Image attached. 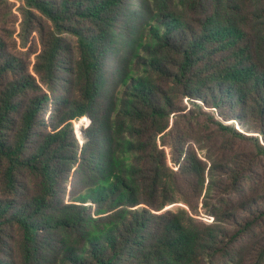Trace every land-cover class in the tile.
I'll list each match as a JSON object with an SVG mask.
<instances>
[{"label": "trees", "instance_id": "obj_1", "mask_svg": "<svg viewBox=\"0 0 264 264\" xmlns=\"http://www.w3.org/2000/svg\"><path fill=\"white\" fill-rule=\"evenodd\" d=\"M0 264H264V0H0Z\"/></svg>", "mask_w": 264, "mask_h": 264}, {"label": "rangeland", "instance_id": "obj_2", "mask_svg": "<svg viewBox=\"0 0 264 264\" xmlns=\"http://www.w3.org/2000/svg\"><path fill=\"white\" fill-rule=\"evenodd\" d=\"M46 118H47V115H46ZM88 120L87 119H84V120H81V121H78L76 122V124L74 125L75 127V133H76V136L79 138V139H82V135H81V127H86L88 125ZM176 206H179V205H176ZM176 206L174 208H176ZM207 221H212V219L210 220H207Z\"/></svg>", "mask_w": 264, "mask_h": 264}, {"label": "bare ground", "instance_id": "obj_3", "mask_svg": "<svg viewBox=\"0 0 264 264\" xmlns=\"http://www.w3.org/2000/svg\"><path fill=\"white\" fill-rule=\"evenodd\" d=\"M82 120H84V119H82Z\"/></svg>", "mask_w": 264, "mask_h": 264}]
</instances>
